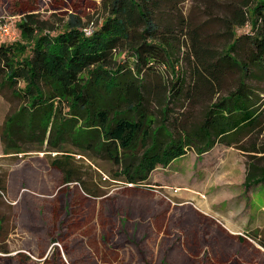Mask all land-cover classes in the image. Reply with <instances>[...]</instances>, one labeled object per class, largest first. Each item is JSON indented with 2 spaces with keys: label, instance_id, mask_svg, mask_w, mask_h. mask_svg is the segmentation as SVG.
Returning a JSON list of instances; mask_svg holds the SVG:
<instances>
[{
  "label": "rangeland",
  "instance_id": "1",
  "mask_svg": "<svg viewBox=\"0 0 264 264\" xmlns=\"http://www.w3.org/2000/svg\"><path fill=\"white\" fill-rule=\"evenodd\" d=\"M257 1L153 0L161 56L151 59V67L138 69L129 46L115 52L114 68L123 73L120 83L132 81L144 95L148 145L155 131L162 130L163 146L173 138L189 144L186 153L192 151L198 159L216 143L233 146L246 174L245 209L230 213L173 203L163 190L148 187V179L137 185L135 194L129 192L134 184L125 181L123 168L133 155L126 154L128 160L117 165L98 151L95 140L92 150L81 151L70 128L60 142L62 152L49 151L48 145L40 150L23 139L22 147L30 152L5 154L6 120L24 101L4 81L0 67V264H264V181H247L248 173L259 179L264 171V59L256 56L257 34L251 25ZM103 2L0 0V48L26 54L29 42L20 23L28 14L43 21L44 32L53 36L71 21H81V30L91 36L108 16ZM243 81L259 112L255 129L205 150L208 141L195 133L210 108ZM177 82L180 93L173 96ZM24 86L20 82L16 89ZM56 105L64 109L57 115L61 123L70 111L67 103ZM143 152L139 146L136 164ZM55 158L66 162L73 179L82 182L64 185V174L52 165ZM224 171L219 165L209 172L216 187L223 183L219 178Z\"/></svg>",
  "mask_w": 264,
  "mask_h": 264
},
{
  "label": "trees",
  "instance_id": "2",
  "mask_svg": "<svg viewBox=\"0 0 264 264\" xmlns=\"http://www.w3.org/2000/svg\"><path fill=\"white\" fill-rule=\"evenodd\" d=\"M152 3L153 0H104L103 7L108 16L91 36L83 33L81 21H71L65 31L53 36L44 32L45 23L35 14L22 18L20 27L29 42L26 54L25 50L18 55L14 48H0L3 79L24 101L6 120L3 131L5 154L30 152L22 147L23 139L38 145L40 150L48 145L49 151L62 152L60 142L70 128L74 131L72 141L81 151L92 150L95 140V146H100L98 151L105 152L117 165L128 160L124 157L126 154H132L123 174L127 176V183L137 187L159 165H168L186 153L185 147L190 145L175 142L173 138L170 144L163 146L159 139L162 130L155 131L152 143L148 145L150 133L144 129L147 116L141 87L132 81L122 85L119 80L122 68H114L115 52L125 46L136 54L138 69L150 66L151 59L161 56L159 50L163 49L156 43L160 39ZM251 13V25L257 34L256 56L262 61L264 0H258ZM245 23L246 20L244 23L242 20L241 24ZM36 31L40 33L36 34ZM20 82L25 86L17 90ZM178 83L173 96L180 93ZM246 86L245 81L241 82L229 97L216 102L207 112L203 125L195 133L198 139L208 141L205 150L216 141L232 142L231 136L239 140L244 133L255 129L259 112L254 110ZM101 91L105 95L102 96ZM56 101L67 103L70 111V117L60 120L61 123L57 115L64 109H59ZM81 122L84 124L78 126ZM139 146L144 152L136 164L134 154ZM38 149L36 151H40ZM66 164L57 158L52 162L64 174V185L82 182L80 178L73 179ZM252 178V173H248V183L264 181V171L259 179Z\"/></svg>",
  "mask_w": 264,
  "mask_h": 264
},
{
  "label": "crops",
  "instance_id": "3",
  "mask_svg": "<svg viewBox=\"0 0 264 264\" xmlns=\"http://www.w3.org/2000/svg\"><path fill=\"white\" fill-rule=\"evenodd\" d=\"M232 147L216 143L199 159L195 153L188 151L167 166L157 167L150 174L147 186L163 190L173 203L188 205L190 209H225V213H230L229 209H245L243 182L246 174L238 154ZM219 165H224L225 171L219 175L223 183L216 187L212 184L213 181L209 180V172ZM235 170L238 174L234 172ZM212 189L221 192L216 194ZM138 190L135 186L129 187L131 193L135 194ZM150 190L155 196L156 192ZM204 194L207 196L202 197ZM220 225L229 234L236 235L221 223ZM229 227L231 228V225Z\"/></svg>",
  "mask_w": 264,
  "mask_h": 264
}]
</instances>
